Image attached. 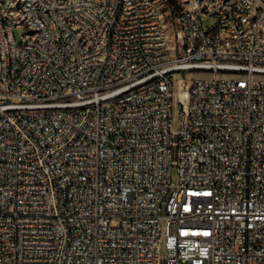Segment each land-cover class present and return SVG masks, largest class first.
I'll return each mask as SVG.
<instances>
[{
	"label": "built area",
	"instance_id": "1",
	"mask_svg": "<svg viewBox=\"0 0 264 264\" xmlns=\"http://www.w3.org/2000/svg\"><path fill=\"white\" fill-rule=\"evenodd\" d=\"M9 1L0 264H264V0Z\"/></svg>",
	"mask_w": 264,
	"mask_h": 264
},
{
	"label": "bare ground",
	"instance_id": "2",
	"mask_svg": "<svg viewBox=\"0 0 264 264\" xmlns=\"http://www.w3.org/2000/svg\"><path fill=\"white\" fill-rule=\"evenodd\" d=\"M159 13V23H165L164 13L156 0H147ZM183 6H191V0H183ZM9 13H14L16 19H23L22 0L9 1ZM238 23H250V19H238ZM255 23H263L262 15H255Z\"/></svg>",
	"mask_w": 264,
	"mask_h": 264
},
{
	"label": "rangeland",
	"instance_id": "3",
	"mask_svg": "<svg viewBox=\"0 0 264 264\" xmlns=\"http://www.w3.org/2000/svg\"><path fill=\"white\" fill-rule=\"evenodd\" d=\"M156 1L159 4V6L161 7V9L163 10L165 23H171V19L175 17L176 11L172 10L170 12L169 7H168V3L165 0H156ZM210 24H211V22L208 20L206 22V25L209 26ZM15 32H16L17 38L20 39V36H21L22 33L25 32V29L24 28H18V29H16ZM229 74L230 73H228V75ZM204 76L205 77H210L211 74H207V75H204Z\"/></svg>",
	"mask_w": 264,
	"mask_h": 264
},
{
	"label": "trees",
	"instance_id": "4",
	"mask_svg": "<svg viewBox=\"0 0 264 264\" xmlns=\"http://www.w3.org/2000/svg\"><path fill=\"white\" fill-rule=\"evenodd\" d=\"M166 1V0H165ZM167 2V1H166ZM169 2H172V0H169ZM168 7H169V4H168ZM170 12H171V10H170Z\"/></svg>",
	"mask_w": 264,
	"mask_h": 264
}]
</instances>
